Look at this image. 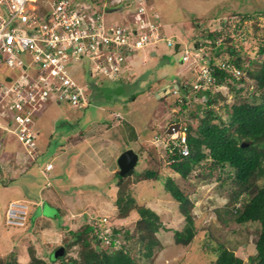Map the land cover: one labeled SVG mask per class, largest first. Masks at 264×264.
I'll list each match as a JSON object with an SVG mask.
<instances>
[{
	"label": "rangeland",
	"instance_id": "374dc122",
	"mask_svg": "<svg viewBox=\"0 0 264 264\" xmlns=\"http://www.w3.org/2000/svg\"><path fill=\"white\" fill-rule=\"evenodd\" d=\"M148 1L147 10L157 13L155 20L164 36H176L191 49L196 41L207 44L203 36L209 32H216L214 40L219 32L226 35L222 40L226 50L218 55L214 51L210 54L228 59L237 54L243 65V78L237 86L242 85V89L235 90L231 87L232 80L227 79L224 89L211 92L214 101L209 107L205 97L193 99L189 87L183 85L189 76L188 66L179 61L180 50L164 42L135 52L131 56L132 72L120 81L101 74L90 76L94 64L83 58L77 63L74 78L89 94V105L75 109L65 102L46 103L45 109L33 118V128L38 133L36 149L30 157L10 130L0 128L1 155L4 154L0 159L3 167L0 170L1 261L14 258L28 261V243L47 262L51 253L61 246L65 258L76 256L80 245L72 244L71 232L80 230L86 218H90L102 223L99 225L102 231L98 232L101 248L112 242L111 251L119 250L128 230L126 250L137 264H213L215 255L211 248L221 242L243 260L242 264L249 263L248 256L255 251L258 226L233 221L232 209L241 204V200L234 205L231 202L235 182L226 178L220 183L216 178L218 170L210 173L204 165L207 161H200L187 177H181L169 165L168 149L178 133L183 134L181 126L190 127V132L197 134L200 117L207 108L226 118L231 104L259 93L249 72L258 68L264 58L261 51L264 50V0ZM127 2L123 0L121 8L104 14L110 25L134 19L135 2L129 5ZM231 48L237 53L231 54ZM149 50H156L157 55ZM248 59H251L249 64ZM21 72L19 68L0 65V79L7 75L16 77ZM175 81L180 82L173 93ZM131 93L135 94L132 100L128 98ZM182 93L189 95L186 99L189 103H178L175 95ZM175 122L179 123L178 127L173 125ZM127 148L137 152L138 161L135 172L121 179L123 197L130 196L133 204L153 210L161 224L154 232L159 244H154L150 257L145 256L144 243L136 230L137 210L132 208L128 215L120 217L113 203L118 190L117 156ZM48 163L52 166L45 172ZM146 169L155 170L158 178L138 177ZM2 172L7 176H2ZM168 177L188 197L194 234L187 244L174 239V230H182L186 219L179 201L163 185ZM256 181L261 184L264 176ZM44 195L54 199L59 210L56 216ZM16 198L29 209L25 215L27 223L20 227L6 225L4 218L7 206L16 203ZM38 201L42 202L38 205ZM39 212L42 217H38ZM113 229L120 232L111 238Z\"/></svg>",
	"mask_w": 264,
	"mask_h": 264
},
{
	"label": "built area",
	"instance_id": "2783aa9c",
	"mask_svg": "<svg viewBox=\"0 0 264 264\" xmlns=\"http://www.w3.org/2000/svg\"><path fill=\"white\" fill-rule=\"evenodd\" d=\"M122 1L0 0V65L22 71L16 77L7 75L4 80L0 79V128L10 130L29 157L36 149L38 133L33 128V118L46 103L65 102L75 109L89 105V94L74 78L77 63L83 58L94 64L90 76L101 74L120 81L132 72L131 56L135 52L156 47L161 42L173 46L179 41L176 36H164L155 20L157 13L147 10L146 0H128L127 5L131 1L136 5L134 19L110 25L104 14L121 8ZM219 33L215 46L224 44L226 35ZM203 41L207 44L196 41L193 49L181 41L177 47L179 61L188 66L189 77L183 85L189 87L193 99H197L199 92L224 87L216 81L210 60L233 77L243 75L242 67L235 66L230 59L212 56L210 51L216 47ZM222 49L226 50L224 46ZM179 82L172 85H176L175 89L171 88L173 93L177 92ZM175 97L179 103H185L189 95L182 93ZM185 142V133L178 134L168 150L179 146L180 152L186 155L189 148ZM51 166L48 163L44 171ZM10 205L5 223L24 225L26 205L19 201Z\"/></svg>",
	"mask_w": 264,
	"mask_h": 264
},
{
	"label": "trees",
	"instance_id": "16d2710c",
	"mask_svg": "<svg viewBox=\"0 0 264 264\" xmlns=\"http://www.w3.org/2000/svg\"><path fill=\"white\" fill-rule=\"evenodd\" d=\"M146 3L149 4V1L146 0ZM215 33L209 32L204 36L205 41L211 40L210 44L213 46H215L214 37L217 36ZM215 47L212 50L214 51L213 54L218 55L223 50L222 46ZM230 51L231 54L236 52L233 51V48ZM261 51L264 52L263 49ZM237 57L236 54V57L230 59V61L234 62L235 66L243 67ZM246 61L248 64L251 63V59ZM210 64L216 81L222 83L225 87L227 86V79H230L232 80L230 81L231 87L238 91L242 89V85L237 86V82L238 80L241 81L243 76L238 78L231 76L229 72L212 65L213 60H210ZM249 75L255 79L259 93L248 95L246 101L231 104V109L226 113V118L217 114L215 110L207 108L200 117V122L196 128L197 134L193 135L190 132V127H180L186 133L185 143L189 148L188 154L183 155L180 152L181 147L176 146L171 151L168 150V156L171 159L169 165L181 177H187L194 165L199 164L200 161H207V164L204 165L208 167L210 173L218 170L216 178L220 183H223V179L226 178L235 182L231 202L234 205L235 201L241 200V204L234 206L232 209L233 221L237 224L256 223L258 226V234L254 242L255 251L248 256V264H264V182L259 185L256 184V179L264 176V58L258 68L250 71ZM224 87L221 89H224ZM216 91H218L217 88ZM211 94L209 90L198 93V97L201 95L205 97L204 102L207 107L211 105L212 100L214 101ZM128 95L130 100L135 97L134 93ZM218 95L219 93H217ZM169 145L170 147L173 146L171 143ZM3 155H1L0 148V159L4 157ZM1 163L0 170L3 169ZM133 172H135L133 169L123 175H120L118 170L115 172L118 176V190L113 203L117 207L120 217L128 215L132 208L137 210L139 218L136 221L138 226L136 230L139 233V239L144 243L145 256L150 257L154 244H159L154 232L161 224L158 215L153 210L133 204V198L130 196L123 197L122 193L124 191L121 179ZM5 173L2 172V176H7ZM140 173L138 177L143 179L158 178V174L152 169H146L143 173ZM163 185L172 197L179 201L180 211L186 219L182 230H174L175 242L187 244L194 234L193 220L188 209V197L182 193L170 177L163 181ZM252 187L253 191L251 190ZM48 203L55 209L54 214L56 216L59 211L58 207L53 201H48ZM85 221L86 224H83L80 230L71 232L73 236L72 244L78 243L80 245L76 256L65 258L64 247L61 246L58 248L59 250L56 249L51 253L50 262H47L44 258L38 257L35 249L28 243L30 247L28 261L20 262L17 258H14L13 260H0V264H50L57 261V264H137L126 250L127 239L130 238L128 230L124 232V242L121 248L111 251L110 245L112 242H109L110 245L106 248L99 246L101 238L98 237V232H101L103 228L100 227L102 225L101 221L99 219L91 221L90 218H86ZM119 232L113 229L110 235L111 238ZM92 241H94V245H92ZM211 250L215 255L213 264H242L243 262L237 254H234L222 242L212 246Z\"/></svg>",
	"mask_w": 264,
	"mask_h": 264
},
{
	"label": "water",
	"instance_id": "95a60500",
	"mask_svg": "<svg viewBox=\"0 0 264 264\" xmlns=\"http://www.w3.org/2000/svg\"><path fill=\"white\" fill-rule=\"evenodd\" d=\"M113 9H109L108 11H112ZM178 47V43L174 45V48ZM8 79V78H7ZM179 123L173 124L175 127H178ZM117 166L118 172L120 175L125 174L127 171L134 169L138 161V154L132 148L124 149L117 156ZM53 209V208H52Z\"/></svg>",
	"mask_w": 264,
	"mask_h": 264
},
{
	"label": "crops",
	"instance_id": "0c3cea01",
	"mask_svg": "<svg viewBox=\"0 0 264 264\" xmlns=\"http://www.w3.org/2000/svg\"><path fill=\"white\" fill-rule=\"evenodd\" d=\"M149 52H150L152 55H157V51H156V50H155V51H154V50H149ZM142 61H143V60H142ZM57 104H59V103H57ZM44 109H45V108H44ZM44 109H43V110H44ZM41 112H42V111H41ZM134 128H135V126H134ZM47 197H48L49 199H48ZM44 198L46 199L47 202H48V201H53V200H54L53 198L50 199L49 195H48V196H47V195H46V196L44 195ZM16 199H17V198H16ZM40 202H42V201H38V202H37L38 205H39ZM48 205H50V204L48 203ZM51 206H52V205H51ZM52 207H53V206H52ZM39 216L42 217L41 212H39L38 217H39Z\"/></svg>",
	"mask_w": 264,
	"mask_h": 264
},
{
	"label": "clouds",
	"instance_id": "9594fccd",
	"mask_svg": "<svg viewBox=\"0 0 264 264\" xmlns=\"http://www.w3.org/2000/svg\"><path fill=\"white\" fill-rule=\"evenodd\" d=\"M150 4V3H149ZM159 23V22H158ZM204 37V36H203ZM205 38V37H204ZM177 43H179V41H176ZM175 42V43H176ZM179 103V102H178ZM180 104V103H179ZM184 104H186V102L185 103H181L180 105H184ZM184 133H185V131H183ZM179 134V133H178ZM185 135H186V133H185ZM38 156H39V153H38ZM49 171V170H48ZM41 174H42V172H41ZM43 175V174H42ZM18 199H20V198H17V201H19ZM7 208H8V206H7ZM7 208H6V210H7ZM6 210H5V215H6ZM29 211V209H26V213ZM5 218V217H4ZM26 223H27V221H25ZM26 223H24V225L26 224ZM6 224V223H5ZM7 225V224H6ZM8 226H10V225H8ZM15 227H20V226H15Z\"/></svg>",
	"mask_w": 264,
	"mask_h": 264
}]
</instances>
